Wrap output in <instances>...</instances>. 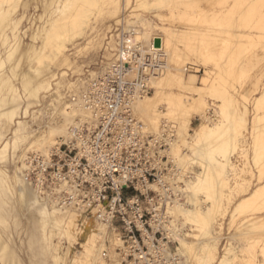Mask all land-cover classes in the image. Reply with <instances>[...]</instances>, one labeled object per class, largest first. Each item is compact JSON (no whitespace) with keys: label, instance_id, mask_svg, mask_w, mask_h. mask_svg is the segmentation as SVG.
<instances>
[{"label":"bare ground","instance_id":"obj_1","mask_svg":"<svg viewBox=\"0 0 264 264\" xmlns=\"http://www.w3.org/2000/svg\"><path fill=\"white\" fill-rule=\"evenodd\" d=\"M182 1L184 0H124L127 5H134L135 9L153 15L161 23L160 26L144 20L140 22L141 28H138L136 23H130L129 19H118L121 8L119 0H0V264H24L11 235H8L9 219L13 226L18 225L16 218L18 206L25 211L34 209L30 215L34 232L32 231L29 236L28 246L37 252L33 258L30 257V264H46L50 250L54 252L50 253L49 258L52 264H106L104 250L108 251L112 259L111 264H121L115 262L114 257L119 254L116 250L125 253V248L114 226L103 219L104 216L99 209L86 213L73 206L57 204L51 194L40 192L26 178L25 173L27 169L25 159L28 154L26 151L46 156L52 147L71 138L73 127H78L86 121H93L91 114L83 108L81 98L78 96L77 101L69 102L64 92L75 87L76 91L72 89L74 93H80L88 86V81L85 82L82 76L78 77V81H71L72 72L79 67V62L67 53L68 46L78 47V42L86 35V31L92 29L98 22L99 15L95 9L99 5L105 7L110 18L116 23L121 22V25L116 26L114 34L109 36L110 40L105 43L111 58L98 72L88 76L94 79L107 71L117 59L124 40L139 44L141 53L150 55L155 63L151 65L155 69H151L146 78L147 85H150L154 92L135 102V116L146 131L152 134H158L163 124L175 128L176 136L171 144L170 154L178 169L181 168L183 176L188 171L191 172L189 176L186 174L184 179L180 178L184 184L180 190L185 196V201L176 200L166 209L167 214L172 217L168 228L178 242L171 256L175 257L178 264H182L178 255H184L188 260L193 259L196 264H232L233 241L237 240L242 246L241 243L246 239L241 238H245L248 230L264 227L262 183L251 189L238 203H242L243 214H248L241 224V227L245 228V233L231 234L223 246V254H217L220 236H216L215 226H221L218 221L228 215L227 207L231 203L232 184L235 185L236 170L239 169L234 150L239 142L244 146L248 144L244 131H247L248 135L251 133L249 129L245 130L247 114L251 111H248L230 92L221 90L211 71L205 70L201 77L187 73L186 62L198 58L203 60L204 67H208L209 63L225 53L227 45L215 44L218 34H214L213 30L195 33L187 26L179 29L176 25L182 24L179 22V16L183 12L182 14L177 12L175 7L177 8V4L179 2L181 4ZM236 1L232 0L229 3V0H224L222 8L216 10L217 13L204 15L199 23L209 27L229 28L238 21L239 25L251 30L258 13L260 18L254 28L259 31L260 42L256 44L260 46L261 52L257 56L261 69L264 70V21H262L264 7H257L251 3L248 8L246 6L245 10L241 11L242 14L240 13L237 20L234 18V10H239L242 6L241 3L239 6L236 5ZM40 4L43 10L46 8L45 11L52 5L55 10L51 17L47 18L44 26L32 31L30 43H24L27 33L22 32L19 26L26 17L28 7L31 5L39 7ZM180 6L178 8H185ZM21 8L23 13L17 18L16 14ZM258 8H262V11L259 12ZM92 12L96 13L97 17H93ZM163 12H166V15H163ZM123 22L127 24V31L123 29L125 25ZM253 34L257 35V32L246 35L249 41H245L248 44L254 40ZM139 36L145 43L138 41L141 38H138ZM90 37L91 35L89 39ZM89 39L85 40L86 48L93 45L94 39ZM36 40L39 41V45ZM102 41H99V44ZM79 46L82 47L81 44ZM83 46L85 47V44ZM77 52L80 53L79 50ZM24 63L26 69L22 70ZM16 80L19 81V87L15 84ZM62 87H65L64 91L60 90ZM44 93L50 95L51 102H43L46 97ZM204 96L216 103L214 106L216 109L213 104L207 103ZM257 100L264 105V94ZM34 108L37 110H33ZM214 114H217L220 120H212ZM56 115L59 121L51 123ZM40 116L51 120L46 123L43 130L39 127ZM193 119L201 120L195 129L191 127ZM209 119L212 121L207 124ZM30 121L38 126L37 129H32ZM249 123L252 125L251 118ZM250 145L254 147V165H257V160L264 156L261 153L264 150V131L262 135L254 136ZM184 149L188 150L191 156L187 154L188 152L185 153ZM187 165L192 166L190 168L193 171L190 168L188 170ZM197 167L201 172H196ZM229 213L231 220V212ZM178 220L181 221L182 227L187 225L191 232L197 234L181 235L183 232ZM48 228L49 234L46 232ZM61 240H65L67 246L63 244L62 247ZM106 241L110 243L109 247H106ZM77 245L80 246V250L76 249ZM257 245L244 247L245 252L251 257L245 259L246 261L239 257L240 264L243 262L260 264L257 262V254L261 255L264 262V244L259 247ZM187 262L184 264L193 263Z\"/></svg>","mask_w":264,"mask_h":264},{"label":"built area","instance_id":"obj_2","mask_svg":"<svg viewBox=\"0 0 264 264\" xmlns=\"http://www.w3.org/2000/svg\"><path fill=\"white\" fill-rule=\"evenodd\" d=\"M138 46L124 40L107 71L68 94L69 102L81 98L93 121L73 127L71 138L46 156L28 153L25 173L57 204L99 209L123 243L125 264H178L168 249L173 233L166 209L185 201L180 178L190 174L183 176L170 154L175 128L163 124L152 134L135 116V102L152 92L146 78L155 69Z\"/></svg>","mask_w":264,"mask_h":264},{"label":"rangeland","instance_id":"obj_3","mask_svg":"<svg viewBox=\"0 0 264 264\" xmlns=\"http://www.w3.org/2000/svg\"><path fill=\"white\" fill-rule=\"evenodd\" d=\"M184 1L188 2V0H184ZM184 1H182L181 4L179 2L177 4V8H178V6L182 5V7L184 6L186 8V9L184 8L185 10L183 8H178V10H177V8L175 7L177 12H179L181 14L183 12V14L181 16H179L180 17L179 22L182 23L183 26H182V24H179L181 27H179V25H176V26H178L179 29H184L187 26V28L188 27L191 28V30L195 33L213 30L214 34H218L217 38H216L217 42L215 44L220 45L223 43V44L227 45V48L225 49L226 50L225 53L222 56H220L219 58H217L214 62L209 63L208 67H204L203 66V64H204L203 60L198 59V58L197 59H194V58L191 59L192 62H186L185 63L186 68L185 69H188L187 73H191V74H194L198 77H201L205 70L211 71L213 79L216 80V82H217V86L220 87L221 90H225V91L230 92L234 97L237 98V100H240V102L244 104V106L247 108L248 111L249 110L251 111L250 114L249 113L247 114V116H248L246 118L247 124L245 126L246 127L245 130H247L249 128L248 127L249 119L251 118L252 119V125H251V131H250L251 133L248 135V132L243 130L244 133H246L245 140H246V143H248V144L246 146H244L242 143L239 142V144L236 145L235 150H234V153H235V155L237 157V161H238L237 166L239 167V169L236 170L237 175L235 176V179H236L235 185H234V183L232 184L233 189H232L231 194H230L231 195V203H230L229 207H227V205L225 206L228 208V215H226V217L223 220L220 219V221H218V224H221V226L220 225L215 226V230L217 233L216 236L217 237L220 236L219 237L220 241H219L218 246H217L219 251L217 254L221 255V254H223L222 252H224V251H222L224 249L223 246H225V243L227 242V238L229 236H231V234H238V235L240 234L241 235V234L245 233V230H244L245 228L243 229L241 227V224L245 221V218L248 214H243L242 203L238 204L240 199L242 197L248 195L250 193L251 189L255 188L259 184L264 183V156L257 160V165H254V158L253 157H254V151L255 150H254V147H252L250 145L254 136H256V135L260 136V135H262V132L264 131V105L260 103V100H257V98H259L260 96H262L264 94V70L261 69L259 58L257 56V55H260V52H261L260 48H259L260 46L258 45L259 44L258 42H260V40H259L260 36L258 35L259 31L254 28V27H256V21L260 17L257 13V16L255 18V22H253L251 30L248 27H244V26L239 25L238 21L236 23H234V25L232 24V26H230L229 28L226 26H211V27H209L206 24H202V23L200 24L199 23V22H201L200 18H202L204 15H213L214 13H217L222 8L221 4L224 2V0H193L192 2L190 0V2L187 3V4L191 3L189 5L185 4ZM231 2H232V0H229V3H231ZM100 3H102V2H100ZM236 3H237L236 5H238V6L241 3V6H242L241 7L242 9L240 8L239 10H236V9L234 10V13H235L234 18L237 20H239V16H240L241 11L245 10L246 6L248 8V6H250L251 3L253 5L256 4L255 6H257V7H262V8L264 7V0H242V1L237 0ZM119 4H120L119 6L121 8H120L118 19H121V20L122 19H125V20L129 19V22L132 24L136 23V26L138 28H141L142 24L140 22L144 21V20L152 21V23L158 24L161 26V23L158 20H156L153 17V15L144 13L140 9H135L136 7H134V5L133 6H131L130 4L127 5L124 2V0H119ZM210 4H212V5H210ZM34 6L35 5H31L28 7V9L26 10V17L22 20V22L19 26L20 29L22 30V32L26 31V33H27V35L24 37V43H30L29 37L32 34V31L37 29L38 27L44 26V23L48 20L47 18L51 17V13L55 10L54 5H52L49 9L47 8V11H45L46 8H44V10H43V7H41V4L39 5V7H36V6L34 7ZM99 6H97V8H96L97 10L99 9L98 12L95 9L96 6L93 7V9H95V12L99 15L98 16L99 17V19H98L99 23L96 22L94 24V26L92 27V29L90 28L91 30L88 29L85 33L86 35L84 34L85 36H83L82 39L78 42L79 45L81 44L83 48L79 45H78V47L76 45H74L75 47L74 46H68V53L67 54H69L72 59H75L79 62V67L77 68L78 71H77V69L73 70V72L71 71L73 76L72 75H70L72 77L69 76L72 82L78 81L80 76H82L81 78L85 82L88 81L89 79H91V76H88V75L98 72L100 70V67L102 65H104V63H106V61H108L111 58L110 51H108L107 44H105V43L110 40L109 36L114 34V30H115L116 26L121 25V22L116 23L112 18H110V15L107 13L105 7H101V6L99 7ZM100 8H101V10L103 9L102 12H101ZM262 8L261 9L258 8L259 12L262 11ZM132 10H133V12H131ZM216 10H218V11H216ZM258 10H257V12H258ZM91 11H93V10H91ZM91 11H90V13H91ZM263 11H264V9H263ZM22 13H23V10L21 8L20 11H18V13L16 14V17L20 18ZM96 13L92 12V14H94V15H92V14L91 15L93 17H97ZM88 14H89V12H88ZM163 15H166V12H163ZM88 16L90 17V15H88ZM137 16H139V18ZM137 18L139 19V22H138ZM142 18H144V19H142ZM107 19H109V20L107 21ZM102 20H105V22ZM262 21H264V18H262ZM139 23H140V25H139ZM124 24L125 23L123 22V25ZM126 25L127 24H125L123 26L124 30H126ZM109 28H111V29H109ZM99 30H100V32H99ZM101 32H102V34H101ZM250 32H252V33L257 32V35L253 34L254 36H252V39L254 38V40L251 41L250 44H248L247 41H249V40H247L246 35ZM92 33H93V36H92ZM89 35H91L90 39H89ZM94 36H96V38ZM98 36H100V38ZM103 37H104V39H101ZM140 37L141 36H139L138 38H140ZM220 37L223 40L221 42L219 41V40H221ZM223 37H224V39H223ZM87 38L89 40L94 39L93 43H92L93 45L87 46L89 48H86V43L88 41ZM85 40H87V41H85ZM102 40L103 41L105 40V42H103ZM216 40H214V41H216ZM245 40H247V41H245ZM99 41H102V43L99 44ZM138 41L145 43L144 40L142 39V37L140 39H138ZM35 42L39 45L38 40H36ZM256 43H258V44H256ZM84 44H85V47L83 46ZM90 47H92V48H90ZM76 48H78V49H76ZM242 48H244V49H242ZM83 49H85V50L87 49V51H84ZM78 50H79V52L81 50H83V51L78 53L77 52ZM83 53H86V54H83ZM1 54H3V51ZM88 63H89V65H88ZM25 65H26L25 63L22 65V70L26 69ZM81 66H83V68ZM81 69H83V70H81ZM86 71L88 73H86ZM71 72H70V74H71ZM84 72H85V74H84ZM68 74H69V71H68ZM15 84H17V87H19V85H18L19 81L18 80L15 81ZM53 87H54V85H53ZM72 89L76 91L75 87L71 88V90ZM60 90L64 91L65 87H62ZM71 90L64 92L66 97L68 96L69 93L74 92L73 90L72 91ZM153 92L154 91L152 90L151 94ZM20 95H21V93H20ZM44 95L46 97L43 100V102L44 101L46 103L51 102L50 101L51 100L50 95L48 93H44ZM204 97L206 98L207 103L213 104L212 105L213 107L216 105V103L214 101L210 100L209 97H206V96H204ZM67 104H69V103L67 102ZM241 108H242V106H241ZM33 110H37V109L34 108ZM213 119L218 121V120H220V117L217 114H214L212 116V120ZM40 120L42 123V124L40 123V126H39L40 130L44 129V127L46 126V123L51 122V120H49L43 116H40ZM212 120H210V119L207 120V124H209ZM58 121H59L58 115H56L51 123H56ZM200 123H201V120L193 119L191 127L195 129L200 125ZM29 124L31 125L32 129H37V127H38V126L36 127V124L33 123L32 121H30ZM192 132H193V130L190 131V133H192ZM9 135L11 136V134H9ZM9 135H8V137H10ZM239 138H241V137H239ZM18 152H20V151H18ZM26 152L29 153L31 151H26ZM184 152L187 153L188 150L184 149ZM261 153L264 154V150ZM187 154L189 156H191L190 152H188ZM19 165H20V163H19ZM244 165H246L245 166L246 168L244 167ZM186 167H188V170L191 169V171H193L192 168H190L192 166L187 165ZM195 170H196V172H201V170L198 169V167ZM188 172H189V174H191L190 171H188ZM226 202L227 201H225V203ZM18 207H17V217H16L18 225L13 226L11 219H9L10 228L8 229V235H11V237L13 239V243L18 248L17 249L18 254L22 258V260L24 261V264H30V262H29L30 257L33 258V255L35 254V252H37L35 249H33V247H31L32 248L31 249L28 246L29 236H30L32 231L34 232L32 222H31V218H30V215L33 213L34 209L33 208L27 209L25 211L21 207L20 208H18ZM229 212H231V216H232L231 220H230V213ZM178 222H179V225L181 226L180 228L183 232V233H181V235H183L185 233L191 234V235L197 234L196 232H191V230L189 229V227L187 225L182 227V225L180 223L181 221L178 220ZM248 231L249 232L246 234L245 238L244 237L241 238V240L246 239L245 241H243L241 243L242 246L239 245L240 242H238L237 240L233 241V243H232L233 247H234L233 248L234 254H233V263L232 264H240L239 257H241V258L243 257L244 261H246L245 259L251 257L249 253L245 252V248H247L249 245L258 244L257 247H259V245L264 244V227L263 228H253V229H250ZM46 232H48V234H49V228H48V230L46 229ZM259 232H262V233L260 234ZM186 240H189V239L186 238ZM55 242H57V240H55ZM165 242H166V240H165ZM168 242H169V244H168L169 248L168 249L170 250V253H174L176 250V247L178 245L176 238L173 237L171 240H168ZM60 243H62V245H61L62 247H64V245L67 246V242H65V240H61ZM105 245H106V247L107 246L109 247L110 243L108 241H106ZM75 247H76V249L80 250V248H79L80 246L77 245ZM106 251L107 250H104V254H105L104 262L106 264H111L112 259L109 255L108 251L107 252ZM116 252L119 254H118V256L114 257V261L120 262L121 264H125L124 263V256L121 254L122 251L118 249V250H116ZM50 253L53 254L54 252L52 250H50L48 252L47 257H49V258L51 257ZM219 253H221V254H219ZM178 256H179L182 264L186 263L187 261H189L190 263H192V261H193L192 264H196V261H194L193 259L188 260V258H185L184 255H178ZM49 258L47 259L46 264L47 263L52 264V261ZM256 258H257L258 263L260 262V264H264V262H262L263 259H262L260 254H257ZM189 262H187V263H189ZM243 264H244V262H243Z\"/></svg>","mask_w":264,"mask_h":264},{"label":"crops","instance_id":"obj_4","mask_svg":"<svg viewBox=\"0 0 264 264\" xmlns=\"http://www.w3.org/2000/svg\"><path fill=\"white\" fill-rule=\"evenodd\" d=\"M248 129H249V132L251 131V123H249V125H248Z\"/></svg>","mask_w":264,"mask_h":264}]
</instances>
